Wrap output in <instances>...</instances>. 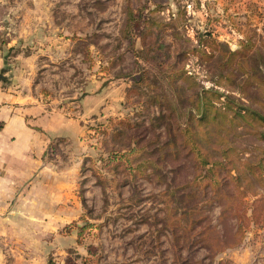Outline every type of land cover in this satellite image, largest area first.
<instances>
[{
    "label": "rangeland",
    "instance_id": "rangeland-1",
    "mask_svg": "<svg viewBox=\"0 0 264 264\" xmlns=\"http://www.w3.org/2000/svg\"><path fill=\"white\" fill-rule=\"evenodd\" d=\"M0 60L49 108L98 100L51 150L70 173L46 217L0 240V264H264V168L202 177L181 130L197 90L264 115V0H0ZM225 127L236 164L264 155L263 125Z\"/></svg>",
    "mask_w": 264,
    "mask_h": 264
},
{
    "label": "crops",
    "instance_id": "crops-1",
    "mask_svg": "<svg viewBox=\"0 0 264 264\" xmlns=\"http://www.w3.org/2000/svg\"><path fill=\"white\" fill-rule=\"evenodd\" d=\"M22 81H0V240L8 242L21 241L17 237L26 230L18 225L46 217L48 193L57 192L65 171L70 173L51 150L79 139L81 117L94 113L98 101L97 94L85 95L80 117L69 116L62 107H47Z\"/></svg>",
    "mask_w": 264,
    "mask_h": 264
},
{
    "label": "trees",
    "instance_id": "trees-1",
    "mask_svg": "<svg viewBox=\"0 0 264 264\" xmlns=\"http://www.w3.org/2000/svg\"><path fill=\"white\" fill-rule=\"evenodd\" d=\"M228 52L233 54L231 50H228ZM139 54L143 56L144 50L141 49ZM177 70L175 69L168 74L166 73L165 77L172 79L173 73ZM215 92L212 88L202 90V92L197 90L190 96L192 102L190 113L187 114L184 120L185 126L181 127L182 132H185L182 142L189 145L188 150L190 154L197 156L199 158L198 165L205 168L201 176L212 178V175L210 176L209 173L213 171L214 167L218 166L225 168L228 172L231 170L237 171L238 175H229L232 180H239L240 169L250 170L252 173L253 167H257L262 171L264 168V155L255 161L245 160L239 161L237 164L236 160L229 156L233 154L240 160L241 157H238V153L242 155L245 152V148L240 150L233 146L235 136L228 138L229 128L225 126L234 125L237 121H240L242 126H250L254 121L264 126V115L251 107L249 102L242 103L243 101H240V105L238 104V109H236L234 100L230 94H223L224 100L221 101L219 107H216L211 99L212 93ZM241 109H244L245 112L242 113ZM194 114L198 116L194 118ZM260 134L264 135L263 129L260 130ZM169 141L171 144L174 143V141ZM211 143H213L212 146H210ZM208 146L210 147L208 148ZM212 153L218 154V158H212ZM208 165L209 167L212 166L211 170ZM240 228V224H238L232 233V237H235L239 233Z\"/></svg>",
    "mask_w": 264,
    "mask_h": 264
},
{
    "label": "water",
    "instance_id": "water-1",
    "mask_svg": "<svg viewBox=\"0 0 264 264\" xmlns=\"http://www.w3.org/2000/svg\"><path fill=\"white\" fill-rule=\"evenodd\" d=\"M8 78L4 75V69H0V81L6 82Z\"/></svg>",
    "mask_w": 264,
    "mask_h": 264
}]
</instances>
